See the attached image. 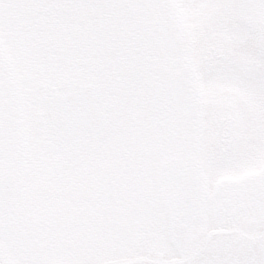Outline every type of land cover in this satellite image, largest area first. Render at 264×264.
<instances>
[{
	"label": "snow or ice",
	"instance_id": "obj_1",
	"mask_svg": "<svg viewBox=\"0 0 264 264\" xmlns=\"http://www.w3.org/2000/svg\"><path fill=\"white\" fill-rule=\"evenodd\" d=\"M0 264H264V0H0Z\"/></svg>",
	"mask_w": 264,
	"mask_h": 264
}]
</instances>
